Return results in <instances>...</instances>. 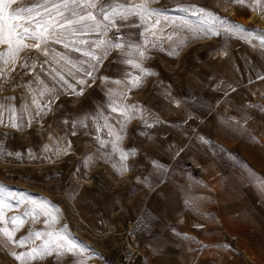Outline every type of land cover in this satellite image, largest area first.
<instances>
[{
    "label": "rangeland",
    "instance_id": "374dc122",
    "mask_svg": "<svg viewBox=\"0 0 264 264\" xmlns=\"http://www.w3.org/2000/svg\"><path fill=\"white\" fill-rule=\"evenodd\" d=\"M56 2L16 0L12 8ZM104 2L97 0V6ZM143 2L126 0L129 8ZM146 7L151 12L118 22L103 37L120 36L125 46H139L145 56L133 52L131 58L140 68L123 63L127 47L113 48L94 80L77 73L86 81L81 85L68 75L76 71L68 61L83 58L51 41L47 56L43 48H23L14 62L0 63V199L13 206L4 209L5 220L25 211L39 214V204L47 202L51 215H37L36 223L27 218L15 239L44 231L43 221L56 216L54 228L83 251L31 264H118L129 228L141 244L148 237L161 243L154 229H143L140 210L150 193L149 177L159 176L168 163L185 162L187 178L197 181L195 192L204 191L200 181H208V223L221 234L197 253L193 239L175 231L184 243L176 245L177 255L164 261L147 253L150 264H264V12L255 0H147ZM200 9L241 25L248 35L206 34L218 24L198 14ZM53 69L75 93L59 85V94L52 91ZM136 77L138 87L131 83ZM33 98L43 108L39 116ZM13 110L24 117L21 130L10 126ZM126 152L131 154L122 159ZM204 215L193 211L195 219ZM25 250L0 248V264H20L9 253Z\"/></svg>",
    "mask_w": 264,
    "mask_h": 264
},
{
    "label": "snow or ice",
    "instance_id": "6c2138e0",
    "mask_svg": "<svg viewBox=\"0 0 264 264\" xmlns=\"http://www.w3.org/2000/svg\"><path fill=\"white\" fill-rule=\"evenodd\" d=\"M15 2L16 0H0V45L7 46L4 51H0V63L7 64L14 62L23 48L34 47L37 50L43 48L44 54L47 56L48 45L51 41L52 43L62 45L64 49L79 53L83 58L68 61L76 69L75 72L69 71L68 75L81 85L85 84L86 81L82 78L78 79L77 73H82L83 76L94 80L93 72L97 70L102 58L113 48L125 49L127 47L131 51L127 52L123 63L134 68H140V64L131 58L133 52L138 53L139 56H145V52L139 46L131 44L125 46L122 42L123 37L120 36L110 39H104L103 37L107 36L109 29L113 27L118 28V22H126L130 16H139L141 12H151L146 7L147 0H144L139 5H133L131 8L127 6L126 0L118 3L105 0L99 7L97 6V0H57L56 3H52L50 6L45 4L12 8ZM233 2L241 4L244 0H233ZM255 4L264 12V0H255ZM251 7L252 5L249 4V8ZM38 8H42L43 13H46V15L37 11ZM198 14L205 15L206 19H210L214 24H218L215 30H206V34L219 36L222 31L229 36H236L237 34L248 35L241 25L228 23L226 20L220 19L211 13H206L204 9H200ZM155 23L159 24V20H156ZM93 35L97 37L95 40L88 39V37ZM28 40H34L36 43L30 45L26 43ZM260 47L264 48V37L261 38ZM22 66L27 67V64ZM32 67L35 68V64ZM142 71H145V74H150L146 70L142 69ZM53 72L55 75L52 79L56 81V84L53 85L52 91L58 92L56 85H59L61 89L66 87L75 93V87L69 83L64 75L56 72L55 69H53ZM116 83L119 84L120 81H116ZM131 83L133 86L138 87L140 78L136 77ZM78 94H83L82 88ZM112 97L113 94L110 93L109 105L111 106V110L116 112L118 111V107L115 105ZM33 103L37 105L38 110L36 115H41L43 108H41L35 98H33ZM48 106V104L44 105V107ZM2 107L0 105V108ZM129 108L136 110L134 105L129 106ZM120 114L126 115L127 110H121ZM128 118L130 119L131 116H128ZM144 122L147 123V120L145 119ZM0 123H3L2 119H0ZM76 123L78 122H74V127ZM28 125H31V120L28 121ZM10 126L21 130L24 126L23 115L17 118L13 110V119ZM119 138L117 136V140ZM129 154L131 153H122L121 158L124 159ZM31 203L34 208L37 206L36 201L33 200ZM12 207L5 200L0 199V225L10 224L13 226L11 228L7 226L0 227V236L3 237L0 240V248H7L9 244L25 248L26 250L23 252L9 253L20 264H31V262L53 254L61 257L68 253H76L77 250L83 251L81 246L72 240L68 234H61L59 230L54 228L57 220L56 216H51V220L46 219L43 221L45 225L44 231L31 230L20 239H15L14 233L24 225L27 218L31 217L32 222L36 223L37 215L49 216L51 214L47 211L49 207L47 202H41L39 207L44 209L43 212L37 214L35 211H25L21 215H13L6 221L4 209ZM38 240H41L42 243L36 244Z\"/></svg>",
    "mask_w": 264,
    "mask_h": 264
},
{
    "label": "crops",
    "instance_id": "0c3cea01",
    "mask_svg": "<svg viewBox=\"0 0 264 264\" xmlns=\"http://www.w3.org/2000/svg\"><path fill=\"white\" fill-rule=\"evenodd\" d=\"M179 148L183 150V147ZM188 166L185 162L181 164L178 162L168 163L159 176L151 175L149 177L150 193L140 210L141 213H144L143 229L148 231L154 229L157 239H160L162 244H158L151 237L144 238L142 251L147 257L148 254H151V256L164 261L169 259L168 255L174 258L177 255L174 252L177 249L176 245L184 244L183 241L180 243L174 235L175 231L183 234L187 239H193L192 244L196 246L197 253L199 251L204 252L203 250L206 249H203L202 246L214 243L221 234L219 227L208 223L206 213L208 181L199 180L204 191L195 192L194 184L197 181L193 180L190 175L191 178H187ZM200 167H204V165H200ZM195 208L206 215L195 219L193 217ZM149 216L152 217V221L148 220ZM163 246L166 249H161Z\"/></svg>",
    "mask_w": 264,
    "mask_h": 264
},
{
    "label": "built area",
    "instance_id": "2783aa9c",
    "mask_svg": "<svg viewBox=\"0 0 264 264\" xmlns=\"http://www.w3.org/2000/svg\"><path fill=\"white\" fill-rule=\"evenodd\" d=\"M124 239L127 246L124 242L122 243L118 264H150L148 257L142 251L141 240L134 229L129 228ZM222 244L220 243L219 246L221 247Z\"/></svg>",
    "mask_w": 264,
    "mask_h": 264
}]
</instances>
